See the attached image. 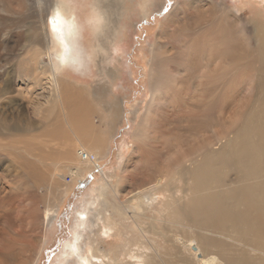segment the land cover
Returning <instances> with one entry per match:
<instances>
[{
  "label": "bare ground",
  "instance_id": "6f19581e",
  "mask_svg": "<svg viewBox=\"0 0 264 264\" xmlns=\"http://www.w3.org/2000/svg\"><path fill=\"white\" fill-rule=\"evenodd\" d=\"M107 1L96 0L93 5L96 16L89 17L97 30L98 53L108 52L111 43L112 47L116 46L123 34L118 26L124 23V13L120 14V8L112 0L110 4ZM148 2L142 0L139 4L145 17ZM220 3L218 0H179L161 24L154 43L150 44L149 55L144 53L151 98L147 108L140 112V118L137 114L140 109L133 108L136 123L131 139L135 148L128 157L119 156L122 164L124 161L128 164L112 176L116 181L112 179L114 184L107 194L110 202L100 203L98 208L94 199L85 201L82 210L77 212L74 236L65 245L60 264L78 252L81 233L92 208L93 213H98L92 217L93 226L98 230H92L87 240L88 252L81 258L85 264H99L95 261L102 258L98 241L108 232L117 234L121 240L110 244L104 264L145 263L147 251L156 243L155 236L165 235L159 228L168 229L152 221L163 222L168 217L176 225H194L203 230L246 228L254 234L263 233L264 22L262 25L258 21L255 32H251L235 10ZM57 14L62 34L50 23ZM114 16L120 17L114 19ZM83 29L75 8L60 0L53 6L45 0H37L32 5L27 0H0V54L7 50L8 56L19 57L28 49L36 50L33 58L21 59L25 65L23 71L20 66L16 67L24 86L19 88L11 84L15 82L12 68L6 64L7 58L0 55V80L6 81L0 84V118L4 116L3 110L17 114L18 118L14 127L0 131V227L4 226L9 233V236L0 234V264H37L48 242V225L58 208L55 210L51 204L40 206L43 197L40 187L48 180L42 157L66 161L67 168L74 170L71 181H65L51 198L53 202L62 200V192L70 190L73 183L81 181L99 165V158L106 154L121 119L120 105L107 107L105 128L99 130L89 111L92 91L64 77L67 66L83 67ZM256 39H259L257 46ZM43 51L48 54L49 64L44 60ZM108 74L109 79L113 75L116 81L119 78L117 72ZM22 98L29 100L36 119L24 112ZM61 113L65 118L63 124L58 121ZM24 116L29 126L23 123ZM31 129L38 130V134L23 135ZM230 129H236L235 137L221 144L219 136H225ZM18 139L27 140L23 147H19ZM28 139L37 153L28 154L26 145L29 148L31 143ZM3 148L24 151L26 157L8 158ZM50 151L57 152L53 155ZM229 168L239 172L241 183L225 189V172ZM135 170L148 171L150 176L135 185L127 183ZM190 182L191 198L183 202L168 198L170 204L162 199L168 193H181L179 183ZM156 203L159 209L154 211L152 207ZM170 205L173 212L168 215L166 210ZM147 207L151 213L155 212L153 217L147 215ZM95 220H100L102 225L96 226ZM119 226L123 230L119 231ZM133 232L137 234L136 240L126 239ZM131 246L136 249L130 250ZM121 247L129 249L128 259L134 262L121 257ZM186 247L194 258L203 253L196 240ZM201 260L198 263L204 264Z\"/></svg>",
  "mask_w": 264,
  "mask_h": 264
},
{
  "label": "rangeland",
  "instance_id": "374dc122",
  "mask_svg": "<svg viewBox=\"0 0 264 264\" xmlns=\"http://www.w3.org/2000/svg\"><path fill=\"white\" fill-rule=\"evenodd\" d=\"M27 1L32 5L37 0ZM45 1L46 3H50L51 6L56 3V0ZM60 1L69 7L75 8L78 20L82 28H84V39H81L85 52V61L83 67L81 66L82 72L76 73L72 70L73 68L67 66L64 70V77L78 84V86L88 87L92 91L91 106L89 111L94 125L99 130H104L105 128L106 111L108 108L115 107V105L118 108L120 105V108H122V114L117 129L109 141L106 154L99 158V165H96V169L94 168V171L86 173L81 181L73 183L70 190L66 191L64 189L65 192H62V194L64 193L62 195V200L53 202L51 198L53 193L62 184H64L65 181H71L70 174L73 173L74 170L67 168L66 161L50 159L46 155L42 157L44 162V166H42V168L45 172L48 171V180L43 185L41 184L40 187V193L43 195L40 200V206L43 208L44 206L51 204L55 210L58 208V212L56 216L53 215L54 217L52 219V223L48 225V242L44 247L37 264L61 263V255L64 247L74 236L72 230L75 225L77 212L82 210L85 201L89 202L94 199L97 202L96 207L98 208L100 203L105 205L107 200L110 202V198H107V194L110 190V185L113 186V181H116L115 178H112V176L117 175L122 166L127 163V161H124L122 164L119 156L123 154L124 157H128L135 148L131 139L136 123L134 117L132 116L134 112L133 108H135V110L139 108L140 111L137 114L138 117L139 115L141 116L140 112L142 113V111L147 108L151 98L148 86V72L145 63L143 62V58L145 57L144 53L146 52L147 55H149L150 46L154 43L153 41L155 40L161 24L179 0H150V2H148L147 17L143 15V12L139 8V4L142 3V0H124L122 2L112 0L114 4L120 8V14L122 15L124 13V23L118 26L123 31V34L122 38H120L119 41H116V46L112 47L113 43L109 41L111 43L110 49L108 52L102 50L101 53H98V48L96 47L95 36L97 35V30L89 21V17L93 16V14L94 17L96 16V11L93 8V5L96 4V0ZM102 1L104 2V0ZM112 1L108 0L106 4H110ZM218 2H221L220 4L228 9L231 8L235 10L242 17V20L247 25L249 31L255 32L256 23L258 21H260L263 25L264 16L261 15H264V13H262L261 10L264 11V0H218ZM223 2L227 5L223 4ZM32 11L35 13L37 9L34 7ZM119 17L120 16H114V19H118ZM258 42L259 39H256V46L258 45ZM109 53H111V57L108 56ZM0 55L1 57L3 56L7 58L6 64L12 68V75L15 82L11 84L15 88H19L20 86L24 87L19 81L22 75L16 71V67L20 66L23 71L25 65L21 63V59L25 57L33 58L36 55L35 48L26 50L19 57L8 56L7 50H2ZM43 57L45 62L49 64L48 54L44 51ZM103 59L105 60L102 61ZM115 72L119 74L117 81L116 75H113V79L108 78V73L113 74ZM11 80L7 82H11ZM3 83H6V81L0 80V84ZM21 102L23 103L24 112L27 113V116L36 119L37 117L33 113L32 106L28 105L29 100L22 98ZM17 109L19 108H16V110ZM2 113L4 116L0 118V131L10 129L17 124V114L12 115L9 110H3ZM27 116L22 118L24 124ZM54 116L55 114H53L51 118H54ZM139 118L137 119V122L139 121ZM64 120V115L61 113L58 117V121L63 124ZM25 126L29 125L25 124ZM38 132L39 131L36 129H31L28 132H24L23 135L35 136ZM235 132L236 129H230L225 136H219V140H222L221 144H224L229 139H233L235 137ZM70 135L72 134L69 133V137ZM178 138H180V136ZM28 140V142H31L29 144V148L31 147V149L27 148L28 145H26L27 152L29 151L28 154L37 153L32 149V141L30 139ZM25 141L27 140L20 141L18 139L17 142H19V147H23ZM220 145L216 146V149H218ZM3 151L4 154L11 159L19 160L20 158L26 157L24 151L13 148H3ZM61 151L62 150L58 152L60 153ZM56 152L57 151H50L53 155H55ZM136 152L140 151L136 150ZM136 154L140 155V153ZM204 155L205 153L203 152L202 156ZM93 156V154L90 155L91 159ZM199 159L201 160V157L198 158V161H200ZM191 168H194V166H191ZM144 172L145 174H142ZM147 176H150V172H136L135 170L132 172L127 183L135 185L138 182L144 181ZM239 183H241L239 172L229 168L225 172V189L235 188ZM178 186H180L182 192L177 195L168 193L166 199L162 198L166 201V203L170 204L171 202L168 198L181 199L182 202L191 198V182L188 185L179 183ZM149 209L150 208L147 207L146 213L148 216L153 217L155 212L151 213ZM152 209L154 211L158 210V203H156ZM112 211H115L114 207H112ZM120 212H123V210H120ZM172 212L173 208L170 205V207L166 210V214L169 215L172 214ZM97 215V212L93 213L92 208L88 224L81 233L82 241L79 243L80 247L78 252L66 259H63V264H85L84 262H81V258L85 256L86 252H88L87 244L89 241L87 240H89V237L92 234L91 231L98 230L97 228H94V224L92 223L94 219H92V217H96ZM98 218L102 219V217ZM171 219L172 217H168L166 218L167 221H152L159 226H163L168 229L161 230V228H159L160 232L165 235L161 237L157 234L155 236L154 240L156 243H154L153 249L147 251V256L144 259L145 263L143 262L144 264H154L155 262L156 264L157 262L158 264H199L198 260L201 259L205 261L203 262L201 260L204 264H264V231L263 233L254 234L247 231L246 228H230L228 231H222L217 228H204L205 230H203L201 227L194 225H176L174 222L168 221ZM259 220L262 219L259 218ZM262 221L264 222V220ZM145 222L149 223L150 221L146 220ZM95 225H102V222L100 220H95ZM123 225L127 228L130 227L127 222H123ZM159 226H157V228ZM121 229L122 228L119 226V231ZM133 229L137 231V227L133 226ZM127 231L128 230L125 229V233H127ZM0 234L9 236V233L6 232V228L4 226L0 227ZM134 234L135 232H133V234L129 233L126 235V239L129 238L135 241L137 234ZM138 235L141 239L140 234ZM147 238H149V242L150 237ZM116 239L121 240V237L117 234L114 236V234L110 232L106 233V236H102V238L98 241L99 249L102 252V258H97L95 260L96 262L99 264H104V262L107 263V260H104V258L107 255L106 253L109 251L108 249H110V244L114 243ZM193 240H196L200 244L206 260L203 259V253L201 254L199 252L196 254L197 258H194L187 252L186 244ZM148 245L151 247L152 243L151 246L149 243ZM129 249L134 251L136 248L131 246ZM129 249L121 247L120 255L122 254L121 257L128 261L134 262L135 260L132 261L128 259ZM132 253L133 252L130 254ZM194 253H197L196 247H194Z\"/></svg>",
  "mask_w": 264,
  "mask_h": 264
},
{
  "label": "snow or ice",
  "instance_id": "6c2138e0",
  "mask_svg": "<svg viewBox=\"0 0 264 264\" xmlns=\"http://www.w3.org/2000/svg\"><path fill=\"white\" fill-rule=\"evenodd\" d=\"M50 23L53 25V29H54L55 31H57L58 33H61V34H62L61 29H60V27H59L61 21H60L58 15H57V18L54 19V21H50Z\"/></svg>",
  "mask_w": 264,
  "mask_h": 264
},
{
  "label": "clouds",
  "instance_id": "9594fccd",
  "mask_svg": "<svg viewBox=\"0 0 264 264\" xmlns=\"http://www.w3.org/2000/svg\"><path fill=\"white\" fill-rule=\"evenodd\" d=\"M58 15V14H57ZM50 21H54V20H50ZM74 72H76V73H80V72H82V70H81V66H76V67H74L73 69H72Z\"/></svg>",
  "mask_w": 264,
  "mask_h": 264
},
{
  "label": "water",
  "instance_id": "95a60500",
  "mask_svg": "<svg viewBox=\"0 0 264 264\" xmlns=\"http://www.w3.org/2000/svg\"><path fill=\"white\" fill-rule=\"evenodd\" d=\"M52 20H54V19H52Z\"/></svg>",
  "mask_w": 264,
  "mask_h": 264
}]
</instances>
